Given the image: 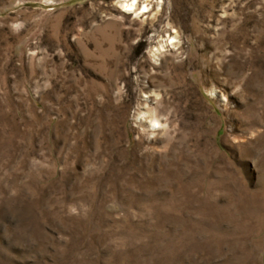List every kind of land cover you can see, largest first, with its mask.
Instances as JSON below:
<instances>
[{"label":"rangeland","instance_id":"374dc122","mask_svg":"<svg viewBox=\"0 0 264 264\" xmlns=\"http://www.w3.org/2000/svg\"><path fill=\"white\" fill-rule=\"evenodd\" d=\"M126 1L0 0V264H264V0Z\"/></svg>","mask_w":264,"mask_h":264},{"label":"bare ground","instance_id":"6f19581e","mask_svg":"<svg viewBox=\"0 0 264 264\" xmlns=\"http://www.w3.org/2000/svg\"><path fill=\"white\" fill-rule=\"evenodd\" d=\"M135 3H136V0H129V1H126L125 3H122V6L128 9H131L135 5ZM174 40H175V37L173 36L171 38V41H174ZM152 123L156 124V123H159V121H157L156 119H152Z\"/></svg>","mask_w":264,"mask_h":264}]
</instances>
